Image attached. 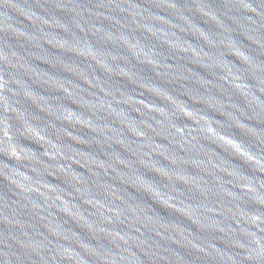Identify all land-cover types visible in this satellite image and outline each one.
Listing matches in <instances>:
<instances>
[{
    "label": "water",
    "instance_id": "obj_1",
    "mask_svg": "<svg viewBox=\"0 0 264 264\" xmlns=\"http://www.w3.org/2000/svg\"><path fill=\"white\" fill-rule=\"evenodd\" d=\"M0 66L264 264V0H0Z\"/></svg>",
    "mask_w": 264,
    "mask_h": 264
}]
</instances>
